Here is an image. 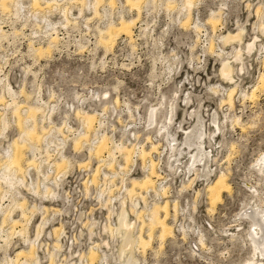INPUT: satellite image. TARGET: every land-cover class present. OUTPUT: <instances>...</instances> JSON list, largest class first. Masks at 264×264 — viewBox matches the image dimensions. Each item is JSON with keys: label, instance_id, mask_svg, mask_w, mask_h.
<instances>
[{"label": "rangeland", "instance_id": "obj_1", "mask_svg": "<svg viewBox=\"0 0 264 264\" xmlns=\"http://www.w3.org/2000/svg\"><path fill=\"white\" fill-rule=\"evenodd\" d=\"M57 1L61 8H66V5L69 7L67 8L70 9L72 16L69 17L76 18V21L70 18V22L66 23L59 9L51 11L47 16L54 14L52 17L57 18L59 14L60 18H63L60 25L64 26L67 33L68 26L73 27L70 32L73 39L71 46L61 48V53L52 51L51 56L47 58L35 57L28 42L32 41L35 47H40L47 46V41L36 40L31 36L22 38L25 34L32 35V29L36 35L41 34L43 28H47L40 16L44 14L41 12H45L42 11L45 5L38 9H42L38 11L40 14L37 15L38 18L26 11L24 17L20 16L18 19L9 12L1 11L0 8L2 13H9L12 17V24L8 23L7 29H10L9 32H12L14 38L11 39L9 46L5 45V49L10 55L11 67L15 71L12 75L13 86H10L19 93L16 101L22 106L18 112L12 113L13 106H7L11 102L8 95L0 102V115H5L9 122L5 135L0 136V150L19 137L22 128L25 127V109L28 104L33 103V92L38 90L39 96L42 90L44 98L55 105L58 113L51 121L47 120L46 116L51 113V110L49 111L51 104L48 106L43 100L47 110L45 113L36 114L39 125L46 129L49 125H54L60 127V131L52 130L44 141L32 142L40 147L37 152L38 158L46 157L48 153L47 155H50L51 160L54 161L59 159L61 154L71 160L66 176L72 177L71 180L74 179L76 187L82 189V183L86 179H91L94 169L102 165L100 159L94 155L90 165L83 166L89 159V148L98 142L101 134L105 133L111 141L113 140L112 144L110 141L108 144L111 148L117 143L116 145L124 144L123 146L129 148L135 144V148L142 146L149 150L151 143L158 144L157 150L151 153V159L157 163V171L166 177L165 187L168 194H159L154 199V191L153 193L149 191L147 195L144 190L143 195L146 196L147 203L144 204L137 195L133 201L138 203L139 211H146L145 214L141 219L132 213L129 216L132 222H136L137 229L134 230L136 234L138 227L142 225L141 220L148 223V214L154 204L168 201L170 214L167 221L173 227L174 236L167 238L160 249L157 239L146 252H140L135 248L134 255L138 264H246L254 250L248 235V231L251 230L250 223L244 218L246 217L244 211L249 204L259 208L264 207V172L260 171L261 167L258 164L260 157H264V91L258 90L254 97H247L251 95L252 89L258 84L264 72L262 63L264 32L259 30L260 19L262 17L264 19V0H195L196 4L191 8L188 20L183 0H154L148 4L142 2L139 17L132 29L134 40L130 42L127 36L121 35L109 52L97 42L99 30L111 22L118 23L120 16L137 17V10L131 9L125 0H114L110 4L109 0H102L97 7L100 16L95 17L92 6H88L81 15L78 2ZM168 1L171 2L167 4ZM22 2L28 8L32 3L31 0H22ZM260 6L262 10L258 17L256 11ZM212 12H218L220 19L214 29L212 24L208 23ZM2 13L0 17L5 18ZM85 18L90 20L84 23ZM55 23L59 35L60 26ZM0 24L5 25L2 20ZM195 24L201 27L200 31L194 28ZM1 29L3 30L2 27ZM14 30L17 31L16 34L13 33ZM240 30L243 31L241 42H224L225 35L236 34ZM46 33L44 35H47ZM6 34L3 30L0 36ZM253 40L256 49L248 53L247 43ZM81 41L83 47L78 44ZM59 44L60 40L58 48ZM57 46L55 49H58ZM238 49H242V59L239 62L235 61V53ZM116 52L118 57L114 58L111 53ZM124 56L127 57L123 58ZM127 60H130L135 67L127 72L121 71L120 64L128 63ZM104 61L106 64L103 71H100L99 65ZM224 62L233 66V81H226L221 75ZM27 66L29 70L25 73L24 68ZM3 86L0 90L1 94ZM22 87L31 94L30 100L25 101L20 95ZM230 89H234L232 107L227 100ZM38 98L37 100L40 99ZM84 98L93 102L87 112L93 113L94 109L103 108L109 117L99 118L94 123V128L99 131L95 133L92 129L88 133L90 146L82 143L83 146L75 149L74 139L85 130L81 117L75 115L77 109L81 107L79 101ZM116 99L118 103L115 102ZM94 113L98 115L97 112ZM42 115H45L44 122L39 120ZM235 118L239 119L238 123L234 121ZM18 120L21 121V125ZM198 120L203 122L202 126L205 125L203 130H206L207 134L203 140L205 147L211 152L210 171L208 170L204 176L201 172V164L196 162L192 165L191 150L182 145L187 132L197 124ZM215 122L219 125V129L215 126ZM94 139L97 142L92 144V141L95 142ZM161 146L167 148L160 155V162L158 157L162 150ZM172 146L177 150L173 151ZM23 152L22 164L27 158L32 157L29 144L24 145ZM102 156L107 158V153H102ZM115 156L117 162H114L113 169L109 170L102 166L101 171L108 173L110 180H113L107 183V187L112 190V195L116 198L112 204L119 210L121 205L118 207L117 202L120 197H126L127 207L131 205L125 189L131 187L132 178L142 179L147 168L142 165L139 156L134 154V165L126 172H122L118 165H124V160L118 151ZM178 162L179 169L175 167ZM159 163L161 169L157 167ZM199 167L200 172L196 174V169ZM112 171H115V174ZM221 173L226 174L231 192L224 193L222 202L216 205L213 213H209L206 188ZM35 177V171L33 174L30 172V178L35 179ZM102 180L101 174L96 182L102 183ZM190 180H192L191 184ZM50 186L56 189V184ZM19 190L29 204L45 203L47 200L50 203L55 202L50 197H35L28 190L23 189V186H19ZM141 191L137 190V192ZM14 192L16 191L13 189V194ZM93 193L94 190L90 191L88 200H85L84 196L74 195L76 199L74 197L67 199L66 203L64 202L66 206L61 202L53 203L56 208H62L63 212L57 215L50 214V221L38 239V244L40 239L43 242L38 250L42 262L48 261L49 252H54L62 264L80 263L79 257L88 253L96 243H100L99 256L102 257L103 253L107 255L102 258V264H124L118 249L120 237L113 238L103 229L105 224L116 226V216L113 214L110 220L107 219V208L98 205L97 197L91 199ZM97 194L95 191L94 196ZM108 194L109 192H106L107 196ZM10 197L11 195L3 200L4 205L12 203ZM15 197L21 199V195L15 194ZM175 201H178L176 214L173 211ZM68 205L70 206L68 213L59 216L67 211ZM95 207L99 209L87 220V212ZM13 210H15L13 216L18 218L19 210L16 208ZM81 212L85 214L81 215ZM41 220L42 215L36 213L29 226V234L32 238L36 234L35 225ZM89 220L92 221L88 227H85V222ZM93 222L96 227L94 225L91 235L88 229ZM61 225L66 233H61L57 241L52 231ZM9 227L10 225L5 226L4 231L0 232V264H6L4 262L6 256L13 257L21 247H25L17 234L9 239L6 246L4 238ZM147 231L148 228L144 227V236L147 235ZM155 231L157 234V230ZM201 237L205 243L204 248L200 247ZM102 240L110 241V247L104 246ZM56 242L59 243L58 247L55 246Z\"/></svg>", "mask_w": 264, "mask_h": 264}, {"label": "bare ground", "instance_id": "obj_2", "mask_svg": "<svg viewBox=\"0 0 264 264\" xmlns=\"http://www.w3.org/2000/svg\"><path fill=\"white\" fill-rule=\"evenodd\" d=\"M70 1H68V3ZM74 1L80 4L79 5L80 14L83 11H85V9L88 6L89 7L92 6L93 15L95 17L98 15L100 16L97 7L99 3H101L102 0H73L71 2H74ZM113 1L114 0H109V4L110 2L112 3ZM151 1H154V0H125V3L129 5L131 9L137 10V17L126 18L124 16H120L118 23L111 22L105 28L100 29L99 38L97 41L99 42L98 44L102 45V47L105 48L106 52H109L113 49L116 43V40L121 35L127 36L130 39V42H132L134 40L133 35H132V29H133L135 22L137 21L139 17V14L141 11L140 5L142 2H145V4H148ZM31 2L32 3L30 4V7L28 8L26 7L27 5H25L24 2H22V0H0V8H1V11L9 12L10 14H12L14 17L18 19L20 16H23L26 13V11H28V13H31L35 18H38L37 15H40L38 14L39 13L38 9L41 8L42 5H45L44 8H42L43 10L41 9L42 11H45V12H43L44 14L41 12L43 15H40V16H42L41 18L43 19V23L49 29L46 33L49 39L48 43L46 44L47 46L35 47L32 41H28V42H29V48L34 53L35 57L37 58L46 57L47 58L51 56L52 51H54L53 49L56 48L60 40L59 35H58L59 30L57 29L58 27H56L55 22L49 19L50 17L47 16V14H50V12L53 10L59 9V11H61V13L63 14L64 20L66 23L70 22V18L72 16L70 14V9H68L69 7L66 5L65 6L66 8H61L60 5H58L57 0H31ZM170 2L171 1H168L167 4H169ZM195 4H196L195 0H183V7L186 8V11H187L186 13L187 20L190 18L191 8ZM31 8H33V10H31ZM7 9H10V11ZM71 9H73L72 6H71ZM260 10H262L261 6L258 7L256 11L258 17H260ZM71 19L75 20L76 18H71ZM88 19H86L85 21H87ZM218 21H220L219 13L212 12L208 19V23L212 24L213 29L215 27L216 22ZM63 27H61L60 25V29ZM194 28L197 31L201 29V27H199L198 24H195ZM259 30L261 32H264L263 17L260 19ZM2 32L3 30L0 27V33ZM13 33L16 34L17 31L14 30ZM242 33H243L242 30L238 31L236 34L228 33L227 35L223 37V40L225 43H229L231 41H236L239 43L242 41V38H243ZM6 36L7 34L1 35L0 38L6 37ZM255 40L247 43L246 50L248 53L256 49ZM241 59H242V49H238L235 53V61L239 62ZM262 63H263V68H264V57H263ZM0 68H1V63H0ZM242 69L243 68H241V70ZM232 73H233V66L228 62H224L221 68V75L223 76V78L226 81H233ZM3 82H4V78H0V83H3ZM3 85H2L3 86L2 94L0 93V102L3 101L8 95L11 102L7 106H13L12 113L18 112V110L22 109L21 108L22 106L16 101V97L19 93L16 92L10 86V82H4ZM216 89L217 88H214V90ZM261 89H263L264 91V72L261 74L258 84L252 89L251 95L247 97L249 98L254 97L256 95V92ZM233 93H234V89H230L227 95L228 96L227 100L229 101L231 107L233 104L232 103ZM20 95L25 98V101L30 100L31 99L30 97H32L31 94L28 91H26L24 87L21 88ZM39 100H41L42 103H39V104L30 103L27 105L25 112H24L25 127L22 128L19 137L9 142L7 147L5 148L2 147L3 150H0V214H1L0 232L4 231L5 226L10 225L9 229L7 230L8 232L6 231L5 233V238H4L6 246L9 243V239H11L12 236L16 234L21 237L22 243L25 244V247H21L15 253L13 257L6 256L4 258V262L6 264H62V262H59L58 257L57 255L54 254V252H51V253L49 252L47 262H42V258L38 255V250L40 246H42L43 244L42 239H40L39 244H38V239L40 238L41 233L44 231L45 226L50 221V214H53V215L60 214L61 212H63L61 210L62 208L61 209L56 208L55 206H53V203H50L48 200L45 201V203L40 202V204H37V203L29 204L26 197H24L22 192L19 190V186L21 187L23 186V189L28 190V192L33 194V196L35 197L36 196L40 198L42 196H45L46 198L58 197L59 192L56 190L57 189L56 187L59 184L56 178H58L61 174L64 175L63 170H67V168L70 167L71 165V160H69V158L66 157L65 155L61 154L60 158L56 159L53 163L50 164L51 160L48 162V165L52 167V171L54 170L56 173L55 172L51 173L48 170L46 171H43V169L41 170L42 163L37 161V157H38L37 152H39L40 147L36 143L33 144L34 142L32 141L37 140L38 143L42 142L46 139V136L49 135L50 131L56 130V129L60 131V127L57 128L54 125H49L48 129H46L44 126L39 125L38 116L36 117V114L45 113V110H47L46 109L47 102L45 103V101H43L41 98ZM115 102L118 103V99H116ZM76 115L81 117L82 125L85 128L84 133H82L81 135L80 134L77 135L78 137L76 136V138L74 139V148L79 149V147L85 145L86 143L87 144L89 143L88 133L92 131V129H94L93 131L95 133L99 131L94 128V123L97 122V119H99V117L94 112L93 113L87 112V111L85 112L83 110L81 111V109L79 110L77 109ZM46 117H47V120L51 121L52 113H50ZM39 120L40 122H44L45 115H42L41 118H39ZM234 121L238 123L239 119L235 118ZM18 122H19V125H21L20 124L21 121L18 120ZM98 123L99 125H101L99 121ZM202 124L203 122L201 120L197 121V124L194 127H192L189 130V132H187L182 145L187 147L189 150H191L190 159H191L192 165L196 164V162L201 164L202 166L201 172L203 173V176H204L208 170L210 171L209 156L211 152L207 150V147H205V141L203 139L207 133H206V130H203V127L205 128V125L202 126ZM215 126L219 129V125H217L216 122H215ZM8 127H9L8 119L6 118L5 115H2V116L0 115V136L5 135L4 133L8 129ZM95 139L97 140V138ZM95 139H94L95 142L92 141V144H95L97 142ZM109 141L111 144L113 143V140L111 141V138L108 137L105 133L101 134L99 136L98 142L94 146L89 148V159L86 163L83 164V166H89L91 163V158L94 155L96 156V158H99L100 161L102 162V165H99L96 169H94V172H92L93 174H91L92 175L91 183L96 186H97L96 180H98V176L101 174L104 175V179H105L104 183L107 184L108 182H113V180H110L108 173L101 171V167L104 166L105 168H108L109 170L113 169L114 162H117L115 158L116 151L120 153L125 163L124 165H120V164L118 165L120 171L126 172L131 166L134 165V162H135L134 154H136L137 157L139 156V159L143 163L142 165L145 166V169L147 168V170H145L146 171L145 176L142 179L132 178L131 187L130 188L126 187L125 189L128 197L131 200V205H129V207H127L126 205V201H125L126 197L123 196V197H120L119 202H117L118 207L121 205L120 209L118 210L116 208V205L112 204L113 200H116L114 195H112V190L110 188L108 189V187L105 185L100 187V190H99L100 195H102L104 192H107V191L109 192L107 200L105 201V207L108 210L107 219L110 220V217L113 214H115L116 220H117L116 226H112L111 224H105L103 226L104 227L103 229L107 233H109V235L113 238L114 236L120 237L118 249H119L120 254L123 257L124 264H138V260L134 255L135 248L139 249L140 252H146V250L152 245L153 241L157 239L160 245L159 247L160 249L161 246L165 243L167 238L174 236L173 227L167 221V218L170 214L169 207H168V201L154 204V207L150 210L148 214V223H145L144 220H141L142 225H140L139 227L137 226L138 232L136 234L134 233V230L137 229L136 222L135 221L132 222L129 216L130 213H132V214H135L137 218L141 219V216L145 214L146 211L145 210L139 211L137 209L138 203H134L133 201L134 197H136L137 195V196H140L141 198L140 197L139 198L143 200L142 202L144 204H146L147 199L143 195L144 190L145 192L154 191V194L156 196L159 194L160 195L168 194V190H167V187H165V185H162L159 188L158 186H156L157 180L163 179L166 177L161 176V174L157 171V168H156L157 163L151 159V153L157 150L158 144L151 143V149L149 150H146L142 146L140 148L136 146L135 148V144L134 146L129 148L128 146H123L124 144L116 145L117 143L115 144V146L113 145V148H111L108 146ZM26 144H29V151L32 152V157L27 158L26 161H24V164H22V160L24 158L23 150H24V145ZM175 150L177 149L173 148V151ZM104 152L107 153L108 159L102 156V153ZM178 152H181V150H178ZM92 153L93 155H91ZM47 154L48 153H46V157H44L46 161H48V159L51 157L50 155H47ZM258 164L260 165L261 168H263V169L260 168V171L263 170L264 172V157L262 158L260 157ZM24 165H26V167H24ZM175 167L179 169L180 163L178 162ZM30 168L31 169L33 168L37 171L36 180L31 178V181H29V179L27 178V176H29L28 169ZM199 172H200V167L196 169V174H198ZM112 173L115 174V171H112ZM52 174H54L55 176L53 177ZM154 178L156 180H154ZM190 181H191L190 182L191 184L192 180ZM51 182L52 184H56L55 186L56 189L50 186L52 185L50 184ZM184 187L186 186H183V188ZM13 189L16 191L14 192V194H13ZM138 189L142 191L137 192ZM85 191L86 193H89V189L87 185L85 187ZM230 192H231V186L227 182L226 174L224 173L219 174L217 178L214 180V182L212 183L210 182V184H208L206 188L207 200L209 201L208 212L213 213L215 211L216 205L222 202L224 193H230ZM15 194L21 195V199L15 197ZM9 195H11L10 200H12V203L4 205L3 200L6 197L8 198ZM197 195H199V192H197ZM175 202L176 203L173 204V211L176 214L178 211L177 210L178 201H175ZM46 203H49L50 205H42ZM13 208H16L19 210L20 213L18 214V218L13 216V213L15 212ZM36 213H40L42 215V220L37 225H35L36 234L34 235L35 237L32 238V236H30L29 234V226H31V223L33 222V218ZM66 213H68V208H67V211H65L62 215H59V216L62 217ZM244 214L246 216L244 218H246L247 221H249L250 223L251 230L248 231V235H249V239L251 242V246H253V250L255 251V252L252 251L253 254L249 258V261H247L246 264H264V207L259 208L256 205L249 204L247 205V208L244 211ZM91 221L90 220L88 221L87 227ZM94 225L96 227L95 222L91 223V228L88 229L91 235L93 234ZM18 227L20 228L18 229ZM144 227L148 228L146 236H144L143 234ZM64 230H63V225L59 226L58 228L53 229L52 232H53V235L56 237L57 241H58L60 234L61 233L64 234ZM155 230H157V234ZM109 242L110 241L102 240V244L104 246H107L108 248L111 245L109 244ZM55 246L58 247L59 243L56 242ZM200 247L201 248L205 247V243L203 242L202 237L200 238ZM99 248H100V243H96L94 247L90 248L88 253L82 254L81 258L79 257L80 263L75 262V263H70V264H102L103 263L102 258L107 257V255L103 253L102 257H100L98 253Z\"/></svg>", "mask_w": 264, "mask_h": 264}, {"label": "built area", "instance_id": "obj_3", "mask_svg": "<svg viewBox=\"0 0 264 264\" xmlns=\"http://www.w3.org/2000/svg\"><path fill=\"white\" fill-rule=\"evenodd\" d=\"M39 11H41V10H39ZM0 13H2L1 11H0ZM43 13V12H42ZM41 13V14H42ZM2 15L5 17V18H2V17H0V20H2V22L3 23H5V25H1L0 24V26L3 28V30L7 33V35L8 36H6V37H2L1 39H0V63H1V68H0V78H4V82H10V85L11 86H13L12 84H13V79H12V75H13V72H15L14 71V69L11 67L12 65H11V63H10V55H9V53L7 52V50L5 49V45H10V41H11V39H13L14 38V36L12 35V32H9V30L10 29H7L8 28V23H11V15L9 14V13H2ZM54 14H52L51 16H50V19H52L53 21H55V22H57V24H59V26H60V22L61 21H63V18L61 19L60 18V15L58 14V17L57 18H55V17H52ZM77 17V16H76ZM33 18V17H32ZM77 18H79V17H77ZM100 19H102V18H100ZM35 20V19H34ZM79 20H80V18H79ZM35 22V21H34ZM84 23H85V20H84ZM12 24V23H11ZM73 24H71V26H72ZM70 26V25H69ZM69 26H68V33L65 31V29L64 28H61L60 29V33H59V36H60V44H59V48L58 49H55L54 51H56V52H58V53H61L62 52V50H61V48H64V47H69V46H71V44H72V42H71V40L73 39V35L70 33L71 31H72V29H73V27L72 28H69ZM74 27H77V26H74ZM47 30H49L48 28H43V30H42V33L41 34H34V32H33V29H32V35L31 34H28V35H26L25 34V36L24 35H22V38L24 39V38H26V37H32L33 39H36V40H40V41H49L48 40V36L47 35H44L45 34V32H47ZM12 31H13V29H12ZM25 33V32H24ZM19 36H21V35H19ZM18 36V37H19ZM17 37V38H18ZM28 37V38H29ZM16 38V39H17ZM32 39V40H33ZM34 41V40H33ZM78 44L80 45V46H82V41H81V43L80 42H78ZM83 47V46H82ZM112 55H113V57L115 58H117L118 57V54H117V52L114 54V53H111ZM127 56H124L123 58H126ZM106 58V57H105ZM107 61V60H106ZM106 61H104L103 63H101L99 66H100V71H103V69H104V66H105V64H106ZM127 62L128 63H121L120 64V69H121V71H129V70H131V69H133L134 67H133V63L130 61V60H127ZM96 67H94V69H95ZM29 70V67L27 66V67H25L24 68V71H25V73H27V71ZM3 82V83H4ZM3 83H0V90H1V87H2V85H3ZM23 84V83H22ZM40 90H41V88H40ZM38 90H36L35 92H33V103H35V104H39V103H42L41 102V100H37V97H39V98H41L42 100H45L47 103H48V105H50L51 104V107H50V109H49V111L52 113V118L55 116V114H57L58 112V110H57V108L55 107V105H52V103H50V100L49 99H45L44 98V93H43V91L41 90L40 91V95L38 96V92H37ZM98 99V98H97ZM100 100V99H99ZM100 101H102V99L100 100ZM79 103H81V107H80V109H82V110H85V111H88V109H90L91 108V106H90V104H93V102L92 101H88L86 98H84V99H81L80 101H79ZM79 108V107H78ZM57 110V111H56ZM75 110H76V108H75ZM94 112H97L98 113V117L99 118H104V119H107L109 116H108V114H107V112L104 110L103 111V108L101 109V110H96V109H94ZM76 115V114H75ZM101 131V130H100ZM153 139V138H152ZM153 142H157V140L156 141H154L153 140ZM140 146V145H139ZM162 147V146H161ZM167 147L166 146H164V147H162L161 149V154L163 153V151H165V149H166ZM161 154H159V157H158V160H160V162H161V159H160V155ZM43 158V159H42ZM50 160H51V158H50ZM37 161L38 162H41L42 163V168H41V170L43 169V171H46V170H48L49 172H55L54 170L52 171V167L50 166V165H48V161H46L45 160V158L44 157H37ZM53 161H54V159L53 160H51L50 161V164L51 163H53ZM157 167H160V169H161V163H159L158 165H157ZM29 170V176H28V179H29V181H31V178H30V172L33 174V171H35V173H36V177H35V179L34 180H36V178H37V171L35 170V169H28ZM161 171V170H160ZM56 173V172H55ZM64 175L63 174H61L58 178H56L57 179V181H58V186L56 187L57 188V191L59 192V196L58 197H55V198H53V200L55 201V202H53L54 204L55 203H59V202H61V203H63L64 204V206H66V200L67 199H72L73 197L75 198V196L74 195H76V196H84L85 197V200H88V199H90V198H88L89 197V194H90V191H92V190H94V193H95V191L98 193L97 195H95L94 196V193H93V196H90L91 197V199L92 198H94V197H97L96 199H98V201H97V203H98V205H100V206H103L104 208H105V201L107 200V195H106V192H104L102 195H100V193H99V190H100V187H102V186H107V184L106 183H104V175H103V180H102V183L101 182H98L97 183V186L96 185H94V184H92L91 183V179H92V176H91V179H86L83 183H82V189L81 188H79V187H76V185L74 184V183H76L75 181H74V179L73 180H71L72 179V177H69V176H66V173H67V170H64ZM55 175L53 174V177H54ZM162 177H164L163 175H161ZM70 179V180H69ZM158 181V188L160 187V186H162V185H165L167 182V180L165 179V178H163V179H159V180H157ZM50 184H52V182L50 183ZM52 185H54V184H52ZM68 185V186H67ZM86 185H87V187H88V189H89V193H86V191H85V187H86ZM67 187V188H66ZM64 189V190H63ZM96 189V190H95ZM108 192V191H107ZM152 192V191H151ZM147 195H148V192H145ZM153 193V192H152ZM149 195H151V194H149ZM146 197V196H145ZM153 197H154V199L157 197V196H155V194L153 193ZM159 197H161V196H159ZM76 199V198H75ZM74 200V199H73ZM71 201V200H70ZM65 202V203H64ZM68 202H69V200H68ZM69 205H68V210H69ZM67 208V207H66ZM99 208H91L90 209V211L89 212H87V215H86V217H87V220H88V218L89 217H92L93 216V214L95 213V211H97ZM81 215H83V214H85L84 212L82 213H80ZM87 224H88V221H86L85 222V224H84V226L85 227H87ZM66 233V232H65ZM64 233V234H65Z\"/></svg>", "mask_w": 264, "mask_h": 264}]
</instances>
